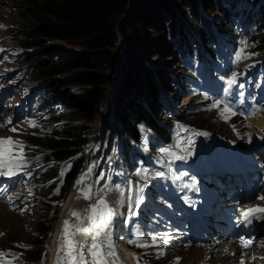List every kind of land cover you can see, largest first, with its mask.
Listing matches in <instances>:
<instances>
[{"label":"rangeland","instance_id":"rangeland-1","mask_svg":"<svg viewBox=\"0 0 264 264\" xmlns=\"http://www.w3.org/2000/svg\"><path fill=\"white\" fill-rule=\"evenodd\" d=\"M24 2L25 0H0V25L5 26L0 28V125H5L6 121L11 120V124L0 127V137L11 136L14 140L22 141L26 145L25 152L29 156L28 147L34 150L40 148L35 141L39 134L50 132L51 121L47 117H39L38 129L40 133L28 123L29 121L35 123L38 121L36 119L38 112L42 104L46 102L40 101L35 94V88L29 89V84L24 79L25 73L21 74V69L30 66L33 61L29 63L22 62L14 54V50L19 48L17 39L25 37L26 31L31 26V19L24 16L21 11ZM167 2L171 3V0H167ZM223 3L237 11L241 0H223ZM219 18H222V15H217V19ZM160 20L162 24H166L170 21V17L163 15ZM228 26L232 28L228 37L220 38L221 50L218 56L219 69L217 70L220 74L218 78L214 73L216 71H212V65L208 63L201 42L187 27L185 28V31H187L185 35L187 39L184 41L185 46L180 47L176 55L168 56V53H166L165 49L170 37L166 39L168 37L163 32L158 43L159 57L155 56L152 59H147V53L143 49H141L142 54H139L144 64L151 67L158 74L168 71L169 73L173 72L177 78L184 77L181 67L186 66L188 74L196 76L199 80L198 85H191L192 88H197L196 91L192 90V92L187 91V86L190 85L188 83L182 82L179 89L173 84L175 96L167 97V102L182 112L184 106L195 102L200 104L191 117L185 115V112L183 118L172 117L176 124V138L174 145L171 146V151L183 156L186 154L185 149L190 147L185 141L191 133L180 132L179 139H177V124L189 126L193 131L208 133L207 136L191 135L194 147L191 148L192 154L186 160H175L173 162L169 159L172 163L170 170L175 169L173 165L175 164L178 171L180 185L177 189L172 186L166 176L163 178L152 177L150 174L154 170L149 169L143 162H139L131 168L118 158H113L121 152V142L123 140L121 113L125 109L130 96L121 98L118 103L120 110H116L115 107L117 106L112 94L109 106H102L97 119L89 124L90 140L82 151L86 163L77 180H80L82 176L86 178L85 173L94 174L95 177L98 176L103 179L105 177V183L110 184L106 192L115 206L119 205L118 201L121 199L116 188V185L119 184L125 192V204L120 209L123 215L122 221H125L127 216L126 200L130 194L127 182L131 177L137 176L135 171L137 168H147L149 170L147 179L143 176L137 177L141 181L140 185H143L142 187L147 183H153L157 197L146 209L143 219L141 216L143 207L140 205L135 209L137 214L133 215L132 218L133 228L137 233H141L144 225L147 244L154 248L159 256L158 258L168 260L173 264H198L200 262L199 258L209 253L206 245L200 246L201 242L196 239L187 223L190 209L200 206L197 199L203 198L202 191L205 189L210 190V194L216 200L214 210H218V212L223 205L229 210L238 208V203L242 201L241 195L244 194L247 187H252L250 196L253 198L264 191V155L258 151L264 150V127L257 123L260 116L264 115V51L255 52L252 50L255 46L254 37L259 34L252 21L246 22L243 16L231 14ZM77 43L79 42L65 43V45L67 48H79L80 45ZM120 43L121 38L119 36L116 42L117 47L120 46ZM188 44L191 51L186 48ZM218 47L219 45L215 46L216 49ZM241 49L244 50V58L237 61L236 53ZM189 53L192 55H188ZM36 59L47 60L48 57L42 56ZM201 63L204 65L200 66ZM126 69L124 61L115 70L116 73H112L113 75L118 74L119 81ZM233 72L237 73L238 85H242V87H234L226 95L224 91L226 80ZM72 73H63L61 78L68 79ZM33 75L38 76L36 71L33 72ZM138 79L141 81L140 78H137L136 85H138ZM81 87V85H70L59 88L52 98L60 102V105L50 104L49 110L65 106L70 94L80 91ZM217 99L228 103L236 114L230 115L227 120L222 119L219 113L224 109V103L217 108L209 107L212 101ZM164 116H167V114H164ZM115 117L120 120L117 121ZM13 126L18 127V131L15 133L10 131ZM163 147L167 146H162L160 149ZM232 154H235V161L239 170L247 169L249 162L253 164L255 170L249 176V184H245L246 181L243 179L235 180L232 178L230 174L232 162L226 159ZM103 155L108 158L106 165L108 169L106 173L104 170L103 176H101L96 172ZM218 165L221 166V171L217 169ZM90 167L92 171L89 173L88 169ZM49 169L61 171L65 169V164L61 161H50L40 167H34L27 160L23 170L18 175L9 177L5 183L0 185V251L7 253L9 250L11 252L14 249L20 250L19 259H25L26 255L23 249L27 247L22 246H29L40 238L43 234L40 231V226L45 222L46 226L54 227L53 234H51V243L48 246V255L50 256L57 220L53 217L48 218L45 215L50 205V196L47 193L49 188L47 183H42V174ZM167 169L169 168L167 167ZM185 173H187L186 176ZM237 175L241 176V173ZM192 179L197 182L198 190L184 187L185 184H190ZM74 185L69 194L77 187V181ZM60 187L61 184L56 188L58 194L60 193ZM131 194L134 196V193ZM63 202L61 207L64 205ZM18 209H24V211L21 212ZM61 212L62 210L59 211V216ZM175 217L178 219L176 223H173L172 220ZM159 218L163 222L157 224ZM152 225L155 226L153 231L151 230ZM122 232L123 230L119 232V235L120 240L124 242ZM173 234H180L181 237L177 240L180 241L182 247L172 243L173 240L170 241L171 245L169 242L166 244H152V236H156L158 241L163 242L165 236H172ZM221 242L223 243L221 249L214 247L210 250L209 254H212V256L209 260L220 264H237L238 257L227 252V242L225 240H221ZM162 251L165 253L161 255ZM176 258L179 259L176 260ZM0 259L11 258L6 256ZM47 260L44 264H48Z\"/></svg>","mask_w":264,"mask_h":264},{"label":"trees","instance_id":"trees-1","mask_svg":"<svg viewBox=\"0 0 264 264\" xmlns=\"http://www.w3.org/2000/svg\"><path fill=\"white\" fill-rule=\"evenodd\" d=\"M24 3L21 11L31 19V26L25 37L17 39L21 49L16 53L23 62L33 61L32 84L46 80L45 97L64 86H82L80 91L70 94L67 106L52 116L56 125L50 134L37 138L35 142L41 149L30 158L35 164L50 160L66 163L63 171L49 169L44 174L51 201L45 214L48 218L58 217V201L66 197L84 165L82 149L89 139V124L97 119L102 106H109L112 94L116 110L120 108L121 98L130 96L121 113L125 160L132 163L138 156L155 167L160 159L159 147L173 142L174 122L168 114L164 116V96L173 92L172 76L168 71L158 74L139 56L141 49L147 53V59L160 56L158 43L162 32L166 39L170 37L165 49L168 56L177 54V46H185L187 27L213 58L217 55L213 44L219 43L221 35L232 31L228 26L231 14L242 15L246 22L255 24L259 33L254 37L252 50L264 51V0H242L239 12L226 7L223 0H171V3L167 0H25ZM163 15L170 17L166 24L160 20ZM217 15L222 18L217 19ZM119 36L121 43L117 47ZM76 41L79 48L65 45ZM42 56L48 59H36ZM124 61L127 69L118 81V74L112 72L116 73ZM34 71L38 76L33 75ZM66 72L73 73L62 79ZM137 78L141 79L138 85ZM60 183V193L56 194ZM142 195L147 199L150 194ZM52 229L43 222L40 226L43 234L23 249L25 259L18 256L12 264H44ZM139 242L145 244L143 235ZM146 245L138 248L141 261L145 258L147 264H173L158 258L154 248ZM19 251L12 250L18 254Z\"/></svg>","mask_w":264,"mask_h":264},{"label":"snow or ice","instance_id":"snow-or-ice-1","mask_svg":"<svg viewBox=\"0 0 264 264\" xmlns=\"http://www.w3.org/2000/svg\"><path fill=\"white\" fill-rule=\"evenodd\" d=\"M5 26L0 25V28ZM244 50L241 49L236 53L237 61L244 58ZM238 85L237 73L233 72L226 80V87L224 89L225 94L231 92L234 87ZM222 103H224V109L219 113L222 119H229L230 115H235L236 113L228 105V103L222 100H214L209 105L210 108H217ZM30 126L35 127L36 123L34 121L28 122ZM11 124V120L5 122V125H0V127H6ZM141 131L143 132V126H140ZM10 131L17 132L18 127L13 126L10 128ZM180 132H190L191 135L195 136H207L208 133L201 131H193L189 126L177 124V139H179ZM191 135L186 138V143L190 146L188 149H185L186 154L183 156L177 155L175 152L171 151L170 147H163L160 149V152L164 154L171 161L175 160H186L189 155L192 154L191 148L194 147V142L192 141ZM26 145L19 140H14L13 137H0V176L4 177H14L18 175L24 168V164L28 160V156L25 152ZM161 164H164V160L161 159L158 161ZM167 167L169 170L172 168V164H168ZM92 171L91 167L88 169L90 173ZM136 175L138 177L143 176L145 179L148 178L149 170L147 168H137ZM87 175V173H85ZM152 177H165L164 171H153L150 174ZM185 176L187 173L184 174ZM103 176V173H101ZM84 177L82 176L77 183L82 182ZM128 191L129 195L127 197V219H130L131 216L136 215L135 209L138 208L143 202V196L141 195L144 191V188L137 182L135 188L133 189L132 181L128 182ZM185 188H190L193 190H198L197 182L195 179H192L190 184H185ZM117 190L120 193L121 199L118 201L120 206L125 204L124 189L121 188L119 184L116 185ZM81 194L84 199H91V188L81 189ZM134 191V196L131 194ZM259 199H264V196L258 197ZM23 212L24 209H18ZM85 215L82 217L80 213L72 211L71 216L77 218V223L70 224L68 220L64 221L61 242L57 250V260L56 264H119L118 258H116L115 248L112 244V228L114 224V217L116 213L114 209L109 206L108 201L101 196L95 203L89 205L88 208L84 210ZM264 218V207L253 206L247 209L241 210L240 221L246 224H250L253 219ZM87 220V226H83L84 220ZM74 229V231H72ZM84 233L87 234L88 239L86 243L80 244L73 239L76 234ZM152 244H158L159 241L156 236L151 237ZM129 244H137L140 247H147L146 244L139 243L137 240H128ZM164 243H167L165 239ZM253 243L252 240L243 241L242 246L249 247ZM30 247V246H22ZM63 253V255H61ZM161 255L163 252L160 253ZM10 256L12 259H0V264H12V261L15 260L19 254L13 253L9 250L7 253L0 251V258ZM179 258H177L178 260ZM241 264H244V261L241 260Z\"/></svg>","mask_w":264,"mask_h":264},{"label":"bare ground","instance_id":"bare-ground-1","mask_svg":"<svg viewBox=\"0 0 264 264\" xmlns=\"http://www.w3.org/2000/svg\"><path fill=\"white\" fill-rule=\"evenodd\" d=\"M257 123L261 127H264V115L260 116ZM228 154H230V153H228ZM225 155L227 156V153ZM234 156L235 155L232 154L230 157L226 158L227 161L232 162V165H231L232 172L236 171V169H235L236 166L234 164L235 162L233 159ZM99 164L97 167V171L99 168ZM220 167L221 166H219L217 168V169H219V171H221ZM250 167H251V165H250ZM107 169H108V166H106V168H105V173H106ZM3 180H4V176H0V182ZM107 181H108V179H107ZM88 183H90V185H88ZM109 186H110V184L109 183L107 184V182L105 183V180L102 177L100 178L98 176L95 177L94 174H87V177L86 178L84 177L82 182L77 183V187L69 194L68 198L66 197L67 200L65 198V200L63 202L64 205L60 209V211L62 210V212L56 221L57 223H56L55 233H54L53 240H52L48 264H56L57 250H58V247H59L60 242H61V235H62V229H63L64 221L68 220L70 224L77 223V218L74 216H71L70 213L72 211H76V212L80 213L81 216L83 217L85 215L84 210L86 208H88L89 205L95 203L96 198L99 195H102L109 200L110 207H112L114 209V212L116 213V216L114 217L113 228H112V244L115 248L116 258H118L119 264H134V260L131 258V254L129 253L125 242L120 240V235H119V232L121 230L124 231L126 219H125V221H122L123 215H122V212L120 210L121 206L113 205V201L111 200L109 194L106 192L108 190ZM89 187L91 188L92 198L91 199H84L80 190L81 189H87ZM205 200H207V198H205ZM205 205H206V203H205ZM87 224H88V222L85 219L83 226H87ZM121 228H123V229H121ZM72 231H74V229H72ZM73 239H75V241L77 243L83 244V243H86L88 236H87V234L79 233V234H76L73 237ZM61 255H63V253H61ZM206 256H207V254L203 255L201 258H199V261L202 262V260H204Z\"/></svg>","mask_w":264,"mask_h":264},{"label":"water","instance_id":"water-1","mask_svg":"<svg viewBox=\"0 0 264 264\" xmlns=\"http://www.w3.org/2000/svg\"><path fill=\"white\" fill-rule=\"evenodd\" d=\"M101 196H99L97 199H96V201L100 198ZM104 197V196H103ZM105 198V197H104ZM106 199V198H105ZM107 200V199H106ZM108 201V200H107ZM108 204H109V201H108ZM109 206H110V204H109Z\"/></svg>","mask_w":264,"mask_h":264}]
</instances>
